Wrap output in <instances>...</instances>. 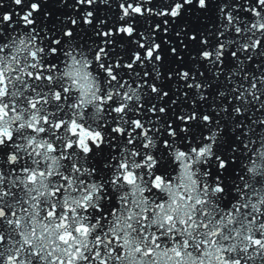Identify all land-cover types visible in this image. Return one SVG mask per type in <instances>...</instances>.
<instances>
[{
    "label": "snow or ice",
    "instance_id": "1",
    "mask_svg": "<svg viewBox=\"0 0 264 264\" xmlns=\"http://www.w3.org/2000/svg\"><path fill=\"white\" fill-rule=\"evenodd\" d=\"M0 264H264V0H0Z\"/></svg>",
    "mask_w": 264,
    "mask_h": 264
}]
</instances>
